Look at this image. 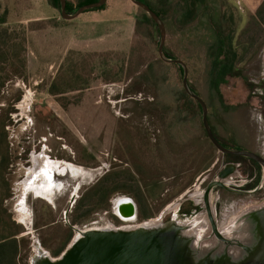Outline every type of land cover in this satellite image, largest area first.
Masks as SVG:
<instances>
[{
	"label": "rangeland",
	"instance_id": "rangeland-1",
	"mask_svg": "<svg viewBox=\"0 0 264 264\" xmlns=\"http://www.w3.org/2000/svg\"><path fill=\"white\" fill-rule=\"evenodd\" d=\"M183 1L178 4L176 0L171 1L177 6L174 11L178 17L182 14ZM45 2L47 0H0V15L5 14L7 23L26 29L25 79L8 82L0 95L1 126L4 123V132L0 126V226H18L25 231L23 235L29 238L30 244L22 264H30L36 243L54 258L52 252L65 244L66 248L72 240L75 233L71 226L86 230L126 225L118 221L111 207L109 212L97 211L89 219L71 225L77 201L108 174L121 178L118 182L122 190L111 202L116 197H129L138 206L141 204L151 220L164 216L162 212L167 204L169 211L178 207L179 195L188 189L193 172L178 183L180 173L187 169L184 166L169 162V158L166 162L144 155L141 158L147 159L142 160L145 165L138 166L132 163L131 156L139 152L137 149L145 148L148 141L144 138L145 127L202 125L195 104L182 97L177 100L182 94V76L174 64L159 59L157 27L147 22L130 0H106L104 4L105 9L108 8L107 16L114 21L119 18L121 28L124 27L119 36V48L101 53L107 66L113 69L107 77L121 81L107 84L97 78L99 73L95 71L88 89L68 95L67 102L76 100L77 104L62 108L47 89L65 57L63 53L69 38L59 29L65 23L60 11L55 10L58 20L36 19L42 18ZM186 2L193 9L198 6L197 12L194 9L196 19L191 12L180 17L177 23L173 19L163 22L166 53L186 64L187 80L212 107L208 113L222 140L224 136H234L240 145L253 148L264 157L262 34L251 54L238 65L244 78L229 79L221 87L222 104L218 96L211 95L206 73V52L214 38L213 22L224 15L237 27L235 37L238 35V39L261 0H205L204 7L200 1L197 4L191 0ZM125 18L130 20L129 24ZM49 29H52L50 34ZM247 35H251L250 32ZM245 40L246 37L243 42ZM166 136L171 139L177 134L168 130ZM168 143L174 142L168 140ZM7 144L9 148L5 152ZM128 153L132 155L127 156ZM215 157L220 155L216 152ZM122 172H126L124 177L128 176L129 181H124ZM172 177L176 180L172 181ZM166 189L170 190V197H161ZM38 194L44 199L36 197ZM189 195L198 196L197 186ZM248 201L243 200L233 207L224 202L220 223L247 206ZM143 221L138 217L139 223L148 222Z\"/></svg>",
	"mask_w": 264,
	"mask_h": 264
},
{
	"label": "water",
	"instance_id": "water-1",
	"mask_svg": "<svg viewBox=\"0 0 264 264\" xmlns=\"http://www.w3.org/2000/svg\"><path fill=\"white\" fill-rule=\"evenodd\" d=\"M58 1L63 20H73L89 10L100 8L106 2L98 0L78 8L73 14H67L66 0ZM130 1L156 25L159 59L181 68L182 88L200 106L201 122L214 148L223 154L250 158L264 172V157L246 151L228 150L218 143L207 121L205 102L188 85L186 64L178 59L167 58L164 54V23L143 2ZM224 175V172L220 173L218 178ZM212 186L214 183L210 184L209 189ZM111 209L126 225L86 230L71 226L75 234L58 257L52 258L36 243V252L30 264H264V203L246 209L223 228L214 222L208 228L197 226L195 221L183 222L175 217L165 222L134 225L137 219L136 205L125 196L116 197L111 202Z\"/></svg>",
	"mask_w": 264,
	"mask_h": 264
},
{
	"label": "trees",
	"instance_id": "trees-1",
	"mask_svg": "<svg viewBox=\"0 0 264 264\" xmlns=\"http://www.w3.org/2000/svg\"><path fill=\"white\" fill-rule=\"evenodd\" d=\"M98 0H76L75 4L66 0V12L67 14H73L78 8L97 2ZM146 4L161 20L164 22L166 19H173L177 23L180 17H186L189 13L197 12L198 6H195V11L191 6L187 5V0L183 1V5L180 6L181 13L178 17L174 9L177 6L171 4L172 0H156L154 3L148 0H137ZM176 0V3L178 4ZM192 3L197 4L200 1L202 6L205 0H191ZM48 4L55 10L60 11V5L58 0H47ZM176 4V5H177ZM204 7V5H203ZM192 10H191V9ZM105 9V6L100 8L89 10L88 12H100ZM139 9V8H138ZM205 9V8H204ZM141 10V9H140ZM144 18L147 22L156 26L152 20L141 10ZM195 14V15H194ZM192 17L196 19V13ZM63 22L66 23L65 20ZM229 23V26H228ZM213 41L208 46L206 52L207 64V87L210 90L211 95L218 96L220 103L221 100V87L225 86L229 79L244 78L242 75L239 64L242 63L246 57H248L253 49V46L259 41L262 34L261 46H264V0L258 4L255 12L248 22V26L241 30L239 38L235 37L237 27L233 26V23L227 21L224 15H221L218 22H213ZM228 26V27H227ZM158 32V31H157ZM250 32L251 35H247ZM26 29L21 25L10 26L5 18V14L0 15V95L4 87L8 82L16 79H25L27 62H26ZM246 40L243 42V38ZM241 51V52H240ZM110 52V51H108ZM106 52V53H108ZM105 53V52H102ZM113 53V52H112ZM164 54L167 58L173 57L166 53L164 48ZM101 53H84L79 51H68L65 55L54 79L50 82L47 89V93L53 97L62 108H66L68 105L77 104V101L67 102L68 95L72 93H82L89 88L90 82H92V75L95 71L103 81L109 83L120 82L118 78L110 80L107 75L113 70L110 66H107V61H104ZM175 65V64H174ZM182 76V70L179 66L175 65ZM119 73L123 74V66L119 68ZM115 75V73L113 74ZM95 79V78H94ZM190 89L198 95L192 88L188 81ZM181 95L177 97L186 98L195 104V107L200 115L201 109L198 103L192 100L186 95L183 88ZM200 97V95H198ZM207 110L212 107L205 103ZM225 110L228 107H223ZM1 122V121H0ZM1 126V123H0ZM4 123H2L1 129L3 130ZM8 144L4 147V151L8 152ZM7 162V157H5ZM126 172H122V176ZM117 174L111 173L107 176L100 178L94 185H92L77 201L74 215L71 218V225H76L83 220L89 219L93 213L97 211H108L111 207V198L118 195L122 189L119 187V180ZM124 181H129V177L125 176ZM140 201V198H139ZM139 218L145 220L149 218V214L143 208H140ZM2 225V222H0ZM25 231L18 226H0V264H22L26 253L28 252V246L30 240L26 235H23ZM70 237L68 238V241ZM63 245L59 250L52 252L54 257H58L65 249Z\"/></svg>",
	"mask_w": 264,
	"mask_h": 264
},
{
	"label": "flooded vegetation",
	"instance_id": "flooded-vegetation-1",
	"mask_svg": "<svg viewBox=\"0 0 264 264\" xmlns=\"http://www.w3.org/2000/svg\"><path fill=\"white\" fill-rule=\"evenodd\" d=\"M207 121L211 133L225 149L246 151L261 156L253 148L240 145L239 140L234 136H224L222 140L219 136L218 128L213 126L210 113L208 112ZM168 130L175 131L177 136L171 139L168 138L166 136ZM145 131V135L148 136L144 135V138L148 141L144 144V149H137L139 152L135 153L134 157L131 156L133 164L138 166L145 165L142 160L145 161L149 157L159 161L165 159L166 162H168L169 158V162L187 168L180 173L178 183L186 180L185 178L189 176L188 174L192 172L194 174L191 183L187 187L188 189H184L179 195L180 203L178 207L169 211L170 206L167 204L162 212L164 216L153 220L167 221L175 217L183 222L195 221L197 226L207 228L211 226V222H214L216 226H227L246 209L264 203V172L261 167L250 158L218 152L209 141L203 125L199 127L181 126L171 128L145 127ZM150 139L152 142H150ZM168 140H172L174 143H168ZM225 141H228V143ZM216 152L220 157H215ZM128 154L127 156H130L131 153ZM142 155L146 156V158H141ZM223 172L225 173L224 177L218 178L219 174ZM171 180L174 181L176 178L172 177ZM213 183L214 186L209 189L210 184ZM196 186L198 196L193 198L189 194ZM169 192V189L164 190L161 197H170ZM247 199L249 200L247 206L234 215H230L223 224L220 223L221 208L224 202L229 203L230 207H233L234 204L239 205L243 200L247 202ZM134 203L137 210V219L133 224L138 225L141 224V222H138V210L140 211L141 204L138 206L135 201ZM145 220L151 221V218Z\"/></svg>",
	"mask_w": 264,
	"mask_h": 264
},
{
	"label": "crops",
	"instance_id": "crops-1",
	"mask_svg": "<svg viewBox=\"0 0 264 264\" xmlns=\"http://www.w3.org/2000/svg\"><path fill=\"white\" fill-rule=\"evenodd\" d=\"M43 16L37 20H58L56 11L47 2L43 4ZM108 8L100 12H88L85 16H78L79 20L64 23L59 29L63 31L69 40L65 45L64 56L68 51L84 53H102L119 48L120 33L124 27L120 26V19L115 21L107 16ZM126 23L130 20L124 19ZM128 30V26H127ZM52 29H49V34ZM35 35V32H33ZM116 46V47H115ZM22 205V204H21Z\"/></svg>",
	"mask_w": 264,
	"mask_h": 264
},
{
	"label": "bare ground",
	"instance_id": "bare-ground-1",
	"mask_svg": "<svg viewBox=\"0 0 264 264\" xmlns=\"http://www.w3.org/2000/svg\"><path fill=\"white\" fill-rule=\"evenodd\" d=\"M33 173V172H32ZM33 178V177H32ZM31 178V179H32ZM31 179L29 180L30 182H31ZM29 184H31V183H29ZM36 197H38V198H42V199H44L43 198V196L42 195H36ZM195 203V202H194ZM173 208V207H172ZM161 220H151V221H148L146 224H152V223H157V222H160ZM224 226H221L220 228H223ZM41 247V246H40ZM42 249V248H41ZM35 250H36V248H35ZM36 252V251H35Z\"/></svg>",
	"mask_w": 264,
	"mask_h": 264
}]
</instances>
